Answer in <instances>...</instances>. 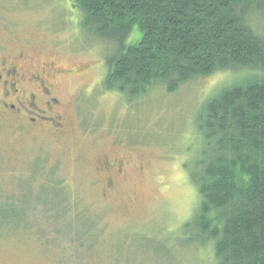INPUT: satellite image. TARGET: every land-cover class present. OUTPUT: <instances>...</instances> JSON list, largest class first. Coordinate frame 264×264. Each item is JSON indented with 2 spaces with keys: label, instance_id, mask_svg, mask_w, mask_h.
I'll list each match as a JSON object with an SVG mask.
<instances>
[{
  "label": "rangeland",
  "instance_id": "obj_1",
  "mask_svg": "<svg viewBox=\"0 0 264 264\" xmlns=\"http://www.w3.org/2000/svg\"><path fill=\"white\" fill-rule=\"evenodd\" d=\"M80 18L67 0H0V58L28 81L42 74L66 122L33 133L0 119V205L23 194L30 205L21 225L1 221L0 264H215L183 228L200 199L187 168L203 102L251 74L217 72L129 101L103 90L110 48L89 39ZM249 19L264 35V13L252 8ZM106 158L123 165L110 186L98 170Z\"/></svg>",
  "mask_w": 264,
  "mask_h": 264
},
{
  "label": "trees",
  "instance_id": "obj_2",
  "mask_svg": "<svg viewBox=\"0 0 264 264\" xmlns=\"http://www.w3.org/2000/svg\"><path fill=\"white\" fill-rule=\"evenodd\" d=\"M67 1L81 14L79 29L109 45L103 90L129 101L217 72L251 74L201 106V145L187 168L200 199L183 228L215 264H264V35L249 19L252 8L264 13V0ZM58 189L50 200L61 214ZM25 199L2 202L0 224L24 223Z\"/></svg>",
  "mask_w": 264,
  "mask_h": 264
},
{
  "label": "flooded vegetation",
  "instance_id": "obj_3",
  "mask_svg": "<svg viewBox=\"0 0 264 264\" xmlns=\"http://www.w3.org/2000/svg\"><path fill=\"white\" fill-rule=\"evenodd\" d=\"M15 62L13 58H0V119L21 124L33 133L64 130L66 122L56 112L59 102L51 96L49 83L42 74L32 76L28 81L30 73L26 76ZM35 85L36 88L33 87ZM99 166L98 170L105 172L109 186L115 177V169L119 173L123 168L122 162L112 163L108 158Z\"/></svg>",
  "mask_w": 264,
  "mask_h": 264
}]
</instances>
